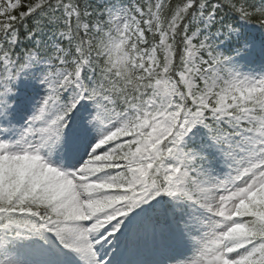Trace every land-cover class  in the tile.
Here are the masks:
<instances>
[{
	"label": "snow or ice",
	"instance_id": "1",
	"mask_svg": "<svg viewBox=\"0 0 264 264\" xmlns=\"http://www.w3.org/2000/svg\"><path fill=\"white\" fill-rule=\"evenodd\" d=\"M0 264H264V0H0Z\"/></svg>",
	"mask_w": 264,
	"mask_h": 264
},
{
	"label": "rangeland",
	"instance_id": "2",
	"mask_svg": "<svg viewBox=\"0 0 264 264\" xmlns=\"http://www.w3.org/2000/svg\"><path fill=\"white\" fill-rule=\"evenodd\" d=\"M105 3V1L103 0L102 3ZM114 3H117V0H114L113 2L109 1L108 4L111 5V4H114ZM123 3H127V0H123ZM250 29L253 28L254 26H248Z\"/></svg>",
	"mask_w": 264,
	"mask_h": 264
},
{
	"label": "trees",
	"instance_id": "3",
	"mask_svg": "<svg viewBox=\"0 0 264 264\" xmlns=\"http://www.w3.org/2000/svg\"><path fill=\"white\" fill-rule=\"evenodd\" d=\"M96 2L100 5L99 0H96ZM101 6H103V5H101Z\"/></svg>",
	"mask_w": 264,
	"mask_h": 264
}]
</instances>
